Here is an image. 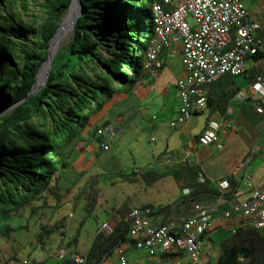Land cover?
I'll return each instance as SVG.
<instances>
[{
    "label": "trees",
    "instance_id": "1",
    "mask_svg": "<svg viewBox=\"0 0 264 264\" xmlns=\"http://www.w3.org/2000/svg\"><path fill=\"white\" fill-rule=\"evenodd\" d=\"M71 1L44 0L48 19L35 45L38 52L32 47L22 66L11 51L8 36L15 31L20 34L19 28L26 36L29 31L24 25L17 28L10 24L0 8V214L6 206L19 208L49 190L64 149L90 122L91 115L85 105L88 94L99 108L115 94L117 84L134 86L154 38L152 6L159 0H80L83 13L74 25L72 40L65 50L55 54L46 85L30 94L35 81L38 85L39 77L46 75L39 69L48 58L51 37ZM110 33L115 34L116 46L111 58H105L100 49L103 45L100 36ZM252 59L261 61L264 53ZM85 65L94 75L87 72ZM77 68L79 73H72ZM35 117L40 119L38 123ZM161 177L158 173L144 175L146 182ZM190 187L193 188L191 198L210 193L206 198L210 199L218 194L207 183ZM3 230L7 235L12 228L5 225ZM128 242L127 227L120 225L110 237L104 240L102 236L97 237L95 246L86 254L92 261L105 252H112L118 244ZM62 264L71 262L64 260ZM218 264H264V235L251 227L239 228L232 241L222 245Z\"/></svg>",
    "mask_w": 264,
    "mask_h": 264
},
{
    "label": "built area",
    "instance_id": "2",
    "mask_svg": "<svg viewBox=\"0 0 264 264\" xmlns=\"http://www.w3.org/2000/svg\"><path fill=\"white\" fill-rule=\"evenodd\" d=\"M152 12L155 33L146 51L143 71L157 76L164 67L163 52L181 47L184 74L175 83L181 104L177 117L168 122L173 129L209 107L205 92L208 86L223 76L247 75L246 61H254V55L264 53L262 25L251 16L243 0H159L153 4ZM252 80L250 94L257 113L263 114L264 72ZM247 95L240 90L235 97L245 101ZM97 133L104 137L101 146L107 150L117 130L99 128ZM196 140L203 146L224 147L220 124L216 122L207 125ZM256 153L257 149L253 150L229 179L218 184L216 199H195L184 217L168 218L148 205L134 207L125 217L128 243L118 244L112 252L92 261L86 253L62 243L57 258L71 264H208L203 257V239L214 223L228 228L230 220H246L249 227L264 235V181H258L247 171ZM242 181L249 197L228 199L232 186ZM198 183H207L201 174ZM192 191L187 189L185 194L191 196ZM224 203L227 208L222 211ZM240 227L231 229L236 233ZM114 230L111 223L104 222L99 232L112 235ZM127 247L145 251L147 258L132 263L126 254ZM37 262L36 258H26L20 264Z\"/></svg>",
    "mask_w": 264,
    "mask_h": 264
},
{
    "label": "rangeland",
    "instance_id": "3",
    "mask_svg": "<svg viewBox=\"0 0 264 264\" xmlns=\"http://www.w3.org/2000/svg\"><path fill=\"white\" fill-rule=\"evenodd\" d=\"M174 1L178 2L179 0ZM246 6L256 15L264 27V0H246ZM0 8L10 24L17 28L24 25L29 31L27 32L28 36H26L21 34L22 28H19L20 34L15 31L13 34L9 33L8 36L11 41L9 43L11 51L22 66L30 56L29 51L32 47L33 51L38 52L35 45L40 38V30L48 19L44 0H3L2 3L0 2ZM78 9L79 3L77 1L73 8L63 16L65 28L52 42V50H57L56 53L65 50L72 40L73 27L71 22L75 19ZM108 16L111 17L112 14H108ZM33 29L37 31L36 34L32 33L31 30ZM113 35L115 34L100 36L103 43L100 49L105 58H111V53L116 46ZM129 44L132 45L133 43ZM56 53H54V57ZM251 66L252 61H246V67L250 69ZM85 67L89 74L94 75L91 68H88L87 65ZM252 69L255 76L263 73L264 61L256 63ZM46 71L47 64L42 67V73L46 74ZM72 73H79V68L73 70ZM44 81V75L40 76L38 85ZM235 81L243 86L249 83V80L243 75L235 77ZM117 86L123 88L120 84ZM43 87L44 85L39 90ZM90 95L88 94L85 102L86 110L89 112L96 110V103L90 100ZM253 100L255 102V99ZM254 102L245 104L244 111H241L239 106H234L236 113L231 116L232 128L226 143V147L231 151L233 157L237 158L242 153L251 155L256 148H262L264 157V123H259L260 114L258 115ZM153 107L148 117L151 118L156 115L160 118L157 106L154 105ZM210 110L207 108L199 116L202 122L206 121ZM90 114L92 115V113ZM34 121L38 123L40 119L35 117ZM138 130L140 151L137 149L138 146L133 144L135 136L128 138L125 142H121L119 137L116 141L112 140L111 149L104 151L99 159L98 165L104 168V172L96 176L97 178H91L88 185H86L85 180L77 182L78 176L73 177L71 175L62 178L63 170L60 169V171L58 167L50 188L45 193L19 208L4 207L6 209H4L3 214H0V226L2 227H0V264H20V261L26 258H36L38 260L36 264H62L64 260L57 258L56 255L62 243L74 247L82 253H89L91 248L95 246L97 237L102 236L104 240L111 236L99 232L104 222H109L115 227L114 233L120 225L127 227L125 217L131 207L140 205V198L145 194L144 187H146L142 181L147 183L145 179H138L137 182L128 181L134 176V169L137 166L143 168L149 161H152L154 152L160 157L165 150L173 151L180 147V137L174 136L176 130L166 125L154 133L147 125ZM154 137L155 139L152 141ZM167 142H169V147ZM118 146H120V150L117 148ZM201 158H204L202 154H200ZM254 159L257 160V163L260 160L258 157H254ZM135 165L137 166L135 167ZM123 174L126 175L123 176ZM195 174V171L190 173L191 178L188 180L190 185L198 184L196 183L198 177L195 178ZM176 179L180 181L179 177ZM148 195L154 198L153 202L163 204L148 205L158 212L164 213L168 218L176 216L177 212L179 213V211L173 210L180 205L187 201L193 202L195 198H198L194 196L190 199H179L182 196L181 186L173 177L165 178L157 185L148 188ZM210 196V193L206 194V197ZM5 225L12 228L7 235L3 234ZM233 238L234 231L229 228L214 232L211 243L216 248L215 252L220 249L221 245ZM208 241L205 239V245ZM142 252V250L133 249L130 252L126 251V254L129 259L134 260L136 253Z\"/></svg>",
    "mask_w": 264,
    "mask_h": 264
},
{
    "label": "crops",
    "instance_id": "4",
    "mask_svg": "<svg viewBox=\"0 0 264 264\" xmlns=\"http://www.w3.org/2000/svg\"><path fill=\"white\" fill-rule=\"evenodd\" d=\"M243 1L246 4V0ZM249 12L255 20L258 22L260 21L250 9ZM261 34L264 36L263 25ZM162 56L164 59V67L157 76L141 70L138 74L139 80L134 86H123V88L117 86L115 94L110 99L106 100L101 107L98 108L96 106V110H90L89 113H92V115L90 114V122L80 135L73 142L68 144L59 159L58 167L59 170H63L61 173L63 176L62 178L71 175H73V177L78 176L79 179L77 182L85 180L86 185H88L91 178L99 176L104 172V168L98 165L99 159L102 157L104 151H109L111 149V145L107 150L102 148L101 144L104 137L98 135L97 130L99 128H115L117 134L114 139H112L115 141L118 139L117 137H119L121 142H125L128 138L135 136L133 144L138 146V151H140L138 145L140 139L138 138V136H140L139 128L147 125L152 133L165 125L171 128L168 122L177 117L181 104L178 90L175 85L178 79L184 74L181 47L178 46L171 50H165ZM247 61H252L251 68H247L248 74L250 72L252 74H249V76H254L255 74L252 72V68L256 63L250 59ZM243 76L249 80L246 86L235 81V77L237 76H223L206 88L205 92L209 99L208 108L211 109L210 114L206 117V121L204 122L200 120L199 116L205 111L193 115L184 125L174 128L176 130L174 136L180 137V147L173 151L165 150L164 154L160 157L154 152L153 160L149 161L143 168L135 165L137 168H135L136 170L134 169V176L128 179V181L137 182L138 179L144 180V175L147 173L162 174V178L156 181L154 180L147 183L142 181L146 184V187H144L145 194L140 198V205L138 206H145L148 204L155 206L163 205L162 203L153 202L154 198L148 195V188L157 185L168 177H173L175 181L180 184L182 196L179 199H190V195H186L185 191H187V189H193L190 187L191 185L188 181L191 178L190 173H192V171L196 172L194 175L195 178L201 174L206 178L207 184L216 189L218 184L223 180L229 179L237 165L242 163L249 156L248 154L246 155V153H242L237 158L233 157L231 151L226 147L228 137L230 136V129L232 128L231 116L236 113V108L234 106L237 105L240 107L241 111H244L245 104L254 101V98L250 94V86L253 80L245 74ZM240 90L248 93L245 101H241L235 97ZM154 105H156L159 110L160 118L156 115H153L151 118L148 117ZM259 116V123L263 124L264 113H260ZM211 122L220 124V133L224 143L222 149L214 145L203 146L198 144L196 140L197 136L201 134ZM229 124L230 127L228 126ZM115 141H113V144H115ZM167 146L169 147V142H167ZM117 148L120 150V146ZM188 154H190V156H188ZM200 154H202L204 158L200 159ZM254 157L260 159L258 163L256 162L257 160L255 161ZM254 157L247 171L252 172L258 181H264V157L262 148L257 149V153ZM125 175L126 174H123V176ZM175 175L179 177L180 181L176 179L177 176ZM196 183L198 182L196 181ZM216 196L210 199H216ZM196 197H198L195 198L196 200L209 198L206 197V194H199ZM248 197L249 191L245 181L234 184L227 194V198L232 200H240ZM138 206L129 208L131 210ZM191 206L192 202L188 201L180 205L177 209L173 210L179 211V213L177 212V215L172 218L184 217L189 213L188 211H190ZM220 208L222 211L225 210L227 204L224 203ZM155 211L157 210L155 209ZM228 222L230 226L228 227L229 229L238 227V225H241L240 228L244 229L249 227L246 220L238 222L230 220ZM220 229L226 228L218 225V223H214L211 230L204 236L203 257L208 261V264H218L222 245L220 249L215 252L216 248L211 243V239L212 234ZM205 239L209 240L206 245ZM127 248L129 252L134 249V247ZM135 257L134 260L130 259L132 263L143 262L147 258V253L145 251L139 254L136 253Z\"/></svg>",
    "mask_w": 264,
    "mask_h": 264
},
{
    "label": "water",
    "instance_id": "5",
    "mask_svg": "<svg viewBox=\"0 0 264 264\" xmlns=\"http://www.w3.org/2000/svg\"><path fill=\"white\" fill-rule=\"evenodd\" d=\"M77 1H78V3H79V10H78V13H77L75 19L71 22V25H72L73 28H74V25H75L76 21L78 20V18H79V17L82 15V13H83V6H82L80 0H77ZM73 2H74V0L71 1V4H70L68 10H70L71 5L73 4ZM63 22H64V18H63V20H62V22H61V24H60V26H59L57 32L51 37V40H50V41H51V42H50V46H49V48H48V52H49V54H48V58L44 61V63L41 65V67H40V69H39V71H40L41 68H42L45 64H47V71H46V75H45V81L42 82V84H40V85H37V84H36L37 82L35 81L33 87L31 88L30 94L36 93L42 85L45 86L46 83H47V80H48V78H49L50 71H51V69H52V67H53L54 53H56V51H57V50H56V51H53V50H52V44H53L52 42H53V38H54V37L60 32V30L62 29V27H63ZM39 71H38V73H37V75H36V80H37V77H38Z\"/></svg>",
    "mask_w": 264,
    "mask_h": 264
}]
</instances>
